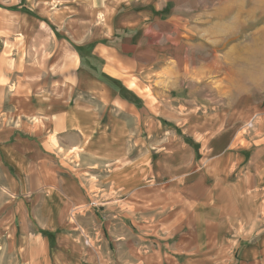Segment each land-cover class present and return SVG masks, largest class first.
Wrapping results in <instances>:
<instances>
[{
    "label": "crops",
    "instance_id": "obj_1",
    "mask_svg": "<svg viewBox=\"0 0 264 264\" xmlns=\"http://www.w3.org/2000/svg\"><path fill=\"white\" fill-rule=\"evenodd\" d=\"M173 1L118 0L113 14L99 8L103 18L93 30L109 36L92 49L101 71L142 100L149 82L134 72L153 66L148 59L155 51L145 41L152 28L143 24ZM122 3L130 15L117 22ZM5 29L0 25V33ZM119 35L125 36L114 40ZM24 63L0 58V164L12 177L28 180L29 189L44 187L47 213L95 205L99 195L108 196L101 206L111 212L110 239L121 252L114 264H257L264 259V236L252 242L251 235L236 237L242 227L260 222L253 214L264 209V141L252 150L259 161L250 166L244 154L216 155L229 144L214 145L211 155L198 159V152L191 148L184 154L187 145L150 119L147 102L137 108L92 75L82 89L70 90L68 81L60 88L33 86L38 74L26 75L31 66ZM21 79H28L23 90ZM155 111L162 113L158 107ZM78 160L87 171H71Z\"/></svg>",
    "mask_w": 264,
    "mask_h": 264
},
{
    "label": "rangeland",
    "instance_id": "obj_2",
    "mask_svg": "<svg viewBox=\"0 0 264 264\" xmlns=\"http://www.w3.org/2000/svg\"><path fill=\"white\" fill-rule=\"evenodd\" d=\"M103 1L0 0V11L5 13L0 25L6 28L0 33L1 57L31 66L25 74L39 77L33 86L54 83L60 88L68 81L70 90L82 89L92 75L137 108L147 102L150 119L186 144L190 149L186 155L192 148L199 159L211 155L208 151L214 145L229 144L217 149L216 155L244 154L245 166L258 163L252 150L264 141V0H171V5L156 11L158 16L143 24L153 31L145 38L155 50L148 59L153 66L134 72L149 82L144 100L127 93L119 80L108 81L92 50L109 37L93 30L103 18L99 8L113 14L118 0ZM121 5L117 22L130 15L125 11L128 6ZM146 8L152 11L150 4ZM161 62L164 66H159ZM79 76L80 85H74ZM24 81L28 79H21L22 90ZM176 109L184 113H175ZM137 128L133 138L140 132ZM73 167L74 172L87 171L79 160ZM11 175L0 164V264H114L121 252L111 243V212L101 206L108 196L99 195L95 205L47 213L42 204L44 187L29 189L28 180ZM253 215L260 222L242 227L236 237L251 235L252 242L264 236V209Z\"/></svg>",
    "mask_w": 264,
    "mask_h": 264
}]
</instances>
